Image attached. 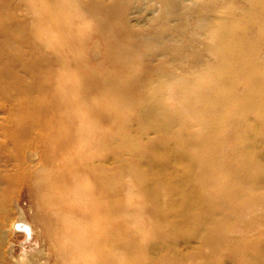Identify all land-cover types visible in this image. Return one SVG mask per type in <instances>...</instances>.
<instances>
[{
  "label": "bare ground",
  "instance_id": "6f19581e",
  "mask_svg": "<svg viewBox=\"0 0 264 264\" xmlns=\"http://www.w3.org/2000/svg\"><path fill=\"white\" fill-rule=\"evenodd\" d=\"M7 1L0 0V11ZM23 1L34 11L32 23L36 30L45 36L64 34L66 28L70 31L72 21L79 20L80 15H63L65 6L78 0ZM141 6L157 13L154 19L148 18L144 30L128 23L133 13L141 14ZM82 11L95 21V32L101 33L103 41L105 36L112 38L111 55L118 53L121 41L126 39L129 43L124 51L128 53L147 50L155 59L168 58L161 64L168 72L164 73V81H157L142 94L148 100L150 97L147 110H126L136 116L135 130L114 142L118 149L142 151L140 137L144 130H153L159 138L152 152L145 155L143 166L131 171L135 182L143 179L150 183L136 195L150 205L148 220L143 230H137V237L136 231L127 229L119 218L126 204L123 206V200L111 194L115 180L110 178L112 173L106 176L99 162L98 143L82 146L73 157L78 161L73 168L66 155L55 160L57 153L41 166L48 175L38 177L35 188L43 202L44 219L55 231L49 230L47 237L54 245L56 262L130 264L134 256L132 264H152L148 253L174 248L169 240L181 234L202 238L219 258L230 255L235 264H264V0H92L82 6ZM46 16L51 19L48 21ZM47 21L49 27H45ZM9 23V16L0 15V78L9 77L5 60L30 69L37 50L23 28L17 26L15 32ZM44 46L52 48L48 42ZM121 68L123 74L127 73L124 78L129 80L130 89L136 90L141 84L139 75ZM86 78L82 75L67 81L76 84ZM11 81L16 88L10 87L9 93L1 95L6 103L16 100L14 92L35 102L27 97L28 92H34L31 88L14 77ZM120 85L115 95L104 96L132 105L127 85L122 81ZM172 88L180 90L192 104L200 102L210 110L195 127L194 135L182 130L178 110L157 104L156 97ZM48 102L45 95L38 104ZM216 109L217 115L211 112ZM151 116L154 119L150 121ZM26 119L15 118L16 128L26 129ZM218 131L226 132L230 143ZM56 150L64 154V150ZM184 158L197 165L190 169L180 161ZM171 165L180 168L177 176L168 170ZM153 167L158 172L151 173ZM144 169H149L147 175ZM165 191L173 193L178 201L165 204L167 198L160 204L158 196ZM172 208L177 214L171 212ZM198 212L200 220L195 215ZM218 228L224 236L214 239L210 233Z\"/></svg>",
  "mask_w": 264,
  "mask_h": 264
},
{
  "label": "rangeland",
  "instance_id": "374dc122",
  "mask_svg": "<svg viewBox=\"0 0 264 264\" xmlns=\"http://www.w3.org/2000/svg\"><path fill=\"white\" fill-rule=\"evenodd\" d=\"M90 1L92 0H78L76 4L65 6L63 15H80L79 20L72 21L73 26L70 31L66 28L64 34L54 32L48 36L36 30L32 23L35 18L34 11L29 10L23 0H8L5 8L0 11L1 16H9L10 28L15 32H17V26L23 28L28 33V40L37 48L32 68L18 67L5 60L9 67V77L0 78V84H2L0 85V264H30L31 262L60 264L53 257L54 245L47 237L48 232L55 231L51 223L44 219L43 202L35 188L36 179L48 175L44 173L41 166L50 162L49 156L53 153L58 154L55 160L66 155L70 161V168H73L78 164V161L73 159L75 153L84 145L92 146L98 143L99 162L105 169L106 176L112 173L110 178L115 180L111 194L118 195L124 202L123 206L126 204L125 213L123 212L119 218L127 229L136 231L135 237L138 236L137 230H143L148 220L150 205L137 199L136 195L142 194L150 183L143 179L135 182L131 171L133 173L134 169L143 166L145 155L150 154L151 147L159 141L158 135L151 129L144 130V134L140 137L142 151L118 149L114 146V142L119 136L129 135L133 129L135 130L136 116L126 110L137 112L147 110L150 106V97L148 100L142 94L157 81L166 79L164 73L168 71H163L164 67H161V64L168 58L162 61L159 59L161 57L155 59V56L147 50H142L139 54L128 53L124 51L129 43L126 39L121 41L118 53L111 55L112 38L105 36L106 41H103L101 33L95 32V21L88 15H84L82 11V6ZM145 8L141 6V14L131 15L128 22L130 26L144 30L142 27L146 25L148 18L154 19L157 16L156 11H150L154 12L151 14ZM250 13L253 15L251 10ZM103 17L104 15H101V18ZM50 19L47 17L48 21ZM48 21L45 27L50 26ZM47 42L52 44L51 49L44 46ZM64 46L73 48L65 50ZM186 58L196 60L193 57ZM121 65L127 71H135L141 78V84L136 90L130 89L129 80L124 78L127 77V73H122ZM198 70L199 68L196 69ZM47 74L50 78L46 77ZM82 75L89 78L76 84L67 81L68 78H82ZM12 77L16 78L22 86L34 91L28 92L30 95L27 97L35 102L14 92L16 100L11 104L6 103L1 95L5 91L9 93L10 87L16 88L12 85ZM121 81L127 85V94L134 101L132 105H124L120 101L104 96V94L115 95L122 87ZM237 82L239 86V78ZM132 87L135 88V84ZM180 92L172 88V91L158 95L159 99L156 97V101L158 105L162 103L171 111L178 110L182 130L189 135H194L195 127L203 122L210 110L200 102L192 104ZM45 95L48 98V104H38ZM211 112L217 115L219 109ZM22 116L27 117L24 120L26 129L22 126L16 128L15 118L19 119ZM152 119L154 117L151 116L150 121ZM127 125L129 128L135 126L129 129ZM217 134L226 143H230L226 132L218 131ZM55 148L64 150V154H59L60 152L55 151ZM218 158L222 157L218 155ZM182 160L190 169L193 165H197L195 161L180 159ZM168 170L176 175L180 168L171 165ZM150 171L156 173L158 169L153 167ZM144 173L147 175L149 169H144ZM198 178L197 176L196 180ZM160 181H163V177ZM169 191L161 192L158 196L157 200L160 204H163L167 198L168 201L165 204L178 201L177 197ZM167 192L166 197L164 195ZM146 205L149 206L147 209ZM171 212L176 213L173 208ZM200 214L201 212L195 214L198 220H200ZM237 220L239 222V215ZM179 223L184 224V222ZM17 225H20L21 230H17ZM23 228H27L28 231L23 232ZM228 228L231 229V224ZM261 229L264 230V220L261 223ZM170 236H167L165 241ZM210 236L220 239L224 234L222 229L218 228L214 229ZM170 240L169 244L175 245L174 248L171 247L168 251L154 249L148 253L152 264H235L231 261L230 255L219 258L202 238L184 237L179 234ZM135 260L136 258L131 256L130 264Z\"/></svg>",
  "mask_w": 264,
  "mask_h": 264
},
{
  "label": "snow or ice",
  "instance_id": "6c2138e0",
  "mask_svg": "<svg viewBox=\"0 0 264 264\" xmlns=\"http://www.w3.org/2000/svg\"><path fill=\"white\" fill-rule=\"evenodd\" d=\"M17 230H21L20 225H17ZM22 231L26 233L28 231V229L27 228H23Z\"/></svg>",
  "mask_w": 264,
  "mask_h": 264
}]
</instances>
